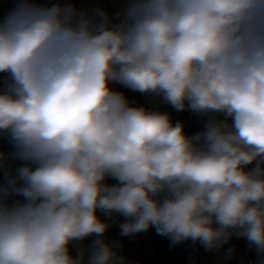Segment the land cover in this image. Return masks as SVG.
Segmentation results:
<instances>
[{
  "label": "clouds",
  "instance_id": "9594fccd",
  "mask_svg": "<svg viewBox=\"0 0 264 264\" xmlns=\"http://www.w3.org/2000/svg\"><path fill=\"white\" fill-rule=\"evenodd\" d=\"M110 3L11 0L0 15V264H129L98 213L124 217L125 237L245 238L264 264V0Z\"/></svg>",
  "mask_w": 264,
  "mask_h": 264
},
{
  "label": "crops",
  "instance_id": "0c3cea01",
  "mask_svg": "<svg viewBox=\"0 0 264 264\" xmlns=\"http://www.w3.org/2000/svg\"><path fill=\"white\" fill-rule=\"evenodd\" d=\"M43 2V0H41ZM104 6L108 9L110 14H114L115 9L112 7L110 0H103ZM11 0H0V15L5 14L11 8ZM119 84L113 83L111 87L115 89ZM4 137V142L0 144V151H11V145L8 142L6 135H0V139ZM12 167L19 165V162L13 161ZM4 170H0V181H2ZM108 183L114 184L116 181L109 180ZM100 218L110 225L105 236L109 241H113L120 233L119 225L124 221L118 215L107 216L104 213H98ZM157 230L155 227L149 229V237L152 236L153 231ZM169 239H171L169 237ZM85 244H90L91 240L84 241ZM178 254H182V264H241V260L245 256L256 257V253L250 248L249 243L245 238L233 237L227 244L219 249H206L199 242L193 243L192 241H185L180 244H173ZM171 246V245H170ZM234 248V252L229 254V249ZM172 249V247H171ZM73 255L77 253L72 252Z\"/></svg>",
  "mask_w": 264,
  "mask_h": 264
},
{
  "label": "trees",
  "instance_id": "16d2710c",
  "mask_svg": "<svg viewBox=\"0 0 264 264\" xmlns=\"http://www.w3.org/2000/svg\"><path fill=\"white\" fill-rule=\"evenodd\" d=\"M115 91H120L125 94V96L129 99L133 106H143L150 111H161L167 112L171 115L173 121H183L186 125L185 130L188 133H195L202 129V123L196 121L187 111L182 113H177L174 109L171 108L170 105L165 103L164 101L158 102L155 100V95H147L145 96L139 92H133L132 90L125 88L122 85H118ZM158 97V96H157ZM161 98V97H159ZM4 137L0 139V144L4 142ZM124 220V217L119 216ZM154 236L151 238L156 240V256L157 261L155 264H162L170 258V248H169V236L161 235L157 230L153 231ZM136 236L125 237L118 234L117 237L113 240L114 242H120L123 245L122 254L125 255L129 261V264H136L137 260L132 255V249L134 245V240ZM88 241L92 240V238L87 239ZM86 241V240H85Z\"/></svg>",
  "mask_w": 264,
  "mask_h": 264
},
{
  "label": "rangeland",
  "instance_id": "374dc122",
  "mask_svg": "<svg viewBox=\"0 0 264 264\" xmlns=\"http://www.w3.org/2000/svg\"><path fill=\"white\" fill-rule=\"evenodd\" d=\"M155 100H157L158 102L163 101V99L159 98V96L158 97L155 96ZM149 232L150 231L148 230L147 232L137 234L136 239L134 240L135 242L131 253L134 256V258L137 260L136 264H155L157 261V256L155 252L156 238L153 239L149 237ZM152 235L154 236V234ZM169 248H170L169 252L171 253L170 258L167 261L163 262L162 264H182L181 263L183 262L182 254H178L175 246L174 245L172 246L171 239H169Z\"/></svg>",
  "mask_w": 264,
  "mask_h": 264
},
{
  "label": "built area",
  "instance_id": "2783aa9c",
  "mask_svg": "<svg viewBox=\"0 0 264 264\" xmlns=\"http://www.w3.org/2000/svg\"><path fill=\"white\" fill-rule=\"evenodd\" d=\"M77 251H78L77 247L73 246L72 252L77 253ZM256 259H257L256 257L247 255L243 258V260H241L242 261L241 264H255Z\"/></svg>",
  "mask_w": 264,
  "mask_h": 264
}]
</instances>
